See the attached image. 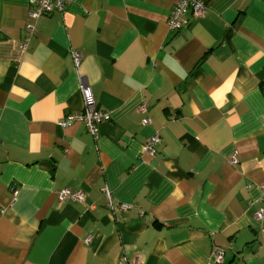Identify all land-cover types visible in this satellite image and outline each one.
I'll return each mask as SVG.
<instances>
[{"label":"crops","instance_id":"1","mask_svg":"<svg viewBox=\"0 0 264 264\" xmlns=\"http://www.w3.org/2000/svg\"><path fill=\"white\" fill-rule=\"evenodd\" d=\"M202 1L171 32L176 0L36 20L0 0V264H264V0ZM81 84L109 116L96 138L57 124L83 110Z\"/></svg>","mask_w":264,"mask_h":264},{"label":"built area","instance_id":"2","mask_svg":"<svg viewBox=\"0 0 264 264\" xmlns=\"http://www.w3.org/2000/svg\"><path fill=\"white\" fill-rule=\"evenodd\" d=\"M71 2L72 0H29L28 15L31 19L36 20L41 16L51 15L54 13L62 14ZM205 13L206 9L202 0H176L175 6L171 11L168 20L169 30L171 32H179L189 24L191 19L201 18L205 15ZM33 30V25H29L27 27L29 36L32 35ZM28 41L29 37L25 39L24 43H22V49H26ZM72 58L74 64L78 66L81 61L80 53L72 52ZM80 91L83 98V110L79 113L65 115L57 122V124L62 128H66L77 123L82 124L84 125L85 129L91 134V136H93V138H96L98 134L99 125L107 121L109 119V116L106 112L97 109L94 96L88 85L81 84ZM146 110L147 107L145 105H142L139 108V111L141 113H145ZM148 122L149 120L147 119L143 121L144 124H147ZM158 143L159 136L155 134L146 141L144 148L145 152L150 155H153L155 153V147ZM236 163V157L232 156L229 160V164L235 165ZM261 193L262 207L258 210L255 215V219L259 222L264 221V186L261 188ZM103 195L107 200V207L110 210H113L114 206L109 191L107 189L103 190ZM57 198L59 203H64L67 201L83 203L86 201L85 194L80 190H61L60 192H58ZM118 208L125 211L129 208V205L119 204ZM224 257L225 252L223 250L219 248H215L213 250L212 258L215 263L223 262Z\"/></svg>","mask_w":264,"mask_h":264}]
</instances>
